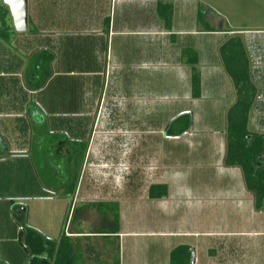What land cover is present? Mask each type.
I'll return each instance as SVG.
<instances>
[{"label": "crops", "instance_id": "crops-1", "mask_svg": "<svg viewBox=\"0 0 264 264\" xmlns=\"http://www.w3.org/2000/svg\"><path fill=\"white\" fill-rule=\"evenodd\" d=\"M159 1L163 0H115L113 3L111 0H27V28L17 31L6 5L0 0V11L3 12L0 15V206H3L0 208L1 242L12 239L10 241L16 243L15 236L19 229L8 217L9 206L6 203L14 211V208H19V213L26 212V220L30 224L27 218L28 207L25 203L23 207L15 203L19 199L32 200L31 205H27L30 207L33 202L36 204L33 208L41 213L42 222H47L46 225L43 224L46 233L51 228L52 222L49 221H53L55 216H63L68 200L71 204L74 203V215L70 221L72 229L69 232H65V228L63 230L73 239L79 238L81 250V237L97 235L88 231L89 207L93 208L88 203L110 199L117 201L118 231L113 234H98L104 236L106 242L115 241L120 264H139V255L134 250L139 243L136 242L139 237L148 236L150 233L153 236L154 233H160L164 237H182L186 236L185 233L193 232L173 228L155 229L152 225L144 229L139 226L134 228L129 222L128 214L134 206L130 202L132 198L129 194L137 200L159 199L163 202L171 195V186L168 181L162 180L161 176L164 175L155 167L154 160L152 174L155 176L145 186L142 198L134 191L129 193L125 185L121 187L119 197L94 199L92 195L95 187L82 182V166L72 194L65 193L70 175L67 168L56 191L46 193L36 180L39 176L36 168H33V152L40 149L42 157L47 155L42 150L47 149L43 143L49 135L57 145L50 149L58 150V155L64 159L66 167L76 165L74 157L78 146L74 141H87L88 145L91 131L96 127V104L114 91L123 98L128 94L136 101L148 100L149 97L155 98L157 102L161 97L168 99L171 104L167 109V118H172L189 111L187 103L192 99L206 97L207 93L212 92L214 84L225 82L227 74L215 51L217 41L214 42L211 52L209 46L204 52L205 40L208 39L197 38V41H192L187 38L192 34L208 35L218 30L213 27L212 30H206L204 27L177 25L173 10L168 29L157 10ZM6 20L9 25H6ZM244 41L249 53L250 78L255 87V96L248 114V128L252 132L264 134V125L259 123V118L264 120V36L253 39L249 36ZM183 47L193 48L197 53L196 66L200 83L197 97L192 96V69L191 64L183 60ZM146 69H164L167 72L165 84L169 86L168 90L164 93L151 92L144 97L145 93L138 85L145 82L142 71ZM157 76V80L161 81V76ZM120 84L126 85V93L117 88ZM184 135H192V132L187 129L180 135L167 137L181 138ZM218 144L217 158L230 170L231 180L235 181L232 191L242 198L241 205L253 207V196L244 186L240 168L223 164L225 130L221 131ZM40 145L41 148H38ZM87 148L82 165L86 160ZM159 162L156 160L157 165ZM162 182L168 186L167 195L148 197V185ZM26 227L30 228L29 232L36 231L32 230L31 225ZM80 230L83 232H77ZM44 235L51 240H58L59 237L51 233ZM19 237L17 241L21 243ZM128 238H132L130 242L133 252L129 250ZM169 244L166 252L174 247L172 242ZM179 244L190 245L184 242ZM13 245L15 246H4V255L10 258L20 257L23 262L24 250L18 244ZM44 248V252L38 255L51 257L54 249L47 244H44ZM232 249L228 248V252L231 253ZM89 252L95 255L98 253L94 248ZM84 253L82 250V264L101 262L97 259H92L95 261L93 263L86 262ZM192 253L194 259L190 264H201L196 252ZM221 260L222 257L218 259V264H222ZM141 264L169 263L165 256L160 263L152 261Z\"/></svg>", "mask_w": 264, "mask_h": 264}, {"label": "rangeland", "instance_id": "rangeland-1", "mask_svg": "<svg viewBox=\"0 0 264 264\" xmlns=\"http://www.w3.org/2000/svg\"><path fill=\"white\" fill-rule=\"evenodd\" d=\"M162 2L170 4V20L173 10L177 25L202 28L208 24L218 30L208 35L192 34L187 37L192 41H197V38L208 39L205 40L204 52L208 46L211 52L214 42L217 41L215 51L219 56L218 45L230 33H238L244 45V39L249 36L252 39L264 36V0ZM198 11L199 20L196 19ZM6 25H9L7 20ZM245 49L249 59L246 45ZM155 70L142 71L145 82L138 85V88L145 93L144 97L151 92L164 93L168 90L169 86L165 84L167 72L164 69ZM157 75L161 76V81L157 80ZM225 78V82L221 81L222 84H214L213 89L210 86L209 90L212 89V92L207 93L206 97L192 99L187 103L190 119L188 129L192 135H184L181 138H168L163 132L171 119L167 118L169 111L167 109L171 104L168 99L161 97L157 102L155 98L149 97L148 100L136 101L128 94L123 98L114 91L96 104V127L91 131L86 160L82 165L84 170L82 182L95 187L92 197L94 199L119 197L121 187L126 185L129 193L134 191L142 198L145 186L155 176L152 174L154 160L155 167L164 175L161 176L162 180L168 181L171 186V195L163 202L159 199L137 200L129 194L132 198L130 202L132 206L134 205L128 214L129 222L134 228L139 226L144 229L152 225L155 229L193 231L185 233L186 236L182 237H164L160 233H154L153 236L150 233L148 236L137 238L136 242L139 243L134 250L136 255H139V264L162 262L165 256L168 257L169 250L166 252V249L171 242L174 246L180 242L189 243L191 251L196 252L201 259V264H218L221 257L224 261H220L222 264H264V210L241 205L242 198L232 191L235 181L231 180L230 170L217 158L218 140L226 126V112L235 99L232 80L227 75ZM117 88L123 93L127 87L120 84ZM259 123L261 126L264 125L263 118H259ZM43 144L47 149H43L42 153L47 155L42 157L40 149L35 150L33 168H36L38 173L39 177L36 180L40 183L41 189L51 193L56 191L57 185L62 182L66 165L64 159L58 155V150L50 149L57 146L51 135L44 139ZM44 150L46 152H43ZM63 154L66 156L64 152ZM156 160L160 161L158 165ZM15 203L20 207L25 203L28 207L27 218L30 224L27 223L26 212L19 213V208H14L16 209L14 211L6 203L9 206L8 217L19 226L17 233L21 230V234L19 237L16 233V243H12L10 241L12 239L0 241V264H28L32 255L44 252L42 242V238L46 237L44 233L57 236L64 228L65 232L72 229L70 221L74 215V203L71 204L70 200L63 216H55L53 221H49L52 224L47 233L43 228V224L46 225L47 222H42L41 213L33 208L36 204L33 202L34 205L27 206L31 205L32 200L19 199ZM88 206L93 207H89L88 231L97 235L81 237V247L85 252L83 258L86 262L92 263L94 261L92 259L111 261L115 252V241L106 242L104 236L94 232L103 221L98 209L93 205ZM27 225H31L32 230L36 231L29 232L26 230ZM18 237L21 238V243L17 241ZM131 239L128 238L129 250L133 252ZM13 244L20 245L24 250L23 262L20 257L10 258L4 255V246L13 247L15 246ZM87 246L94 248L98 253L95 255L89 252ZM228 248H233L231 253L228 252ZM235 259L237 260L232 261Z\"/></svg>", "mask_w": 264, "mask_h": 264}, {"label": "trees", "instance_id": "trees-1", "mask_svg": "<svg viewBox=\"0 0 264 264\" xmlns=\"http://www.w3.org/2000/svg\"><path fill=\"white\" fill-rule=\"evenodd\" d=\"M157 10L166 28H170V4L159 1ZM199 10V9H198ZM0 15L3 12L0 11ZM197 19H200L198 11ZM206 30H212L208 24ZM218 53L225 73L231 78L235 92V99L226 112L225 126V152L223 164L225 166H238L241 170L245 188L252 194L256 208L264 210V134L252 132L248 128V114L255 96V87L249 73V59L245 45L238 33L230 34L218 45ZM183 60L191 64V88L192 96L197 97L200 91L199 72L196 67L197 53L193 48L181 49ZM190 125L187 112L176 115L167 128L165 135L176 136L184 133ZM77 145L75 151L76 165L67 166L70 175L66 184V194H72L78 182L79 172L83 157L87 148V141H74ZM167 185L164 183H151L147 188L150 198L161 197L167 194ZM95 206L100 212L103 223L95 232L101 234H113L119 229L118 202L115 200H97L88 203ZM105 224V225H103ZM26 230H30L29 228ZM83 232V231H77ZM21 230L19 231V234ZM78 237L74 239L61 231L58 240L42 238L43 243L54 249L51 257H39L32 255L28 264H82V250ZM90 251L93 248H89ZM191 248L187 244H178L170 249L168 255L169 264H190ZM98 264H120L119 251L116 247L111 261H101Z\"/></svg>", "mask_w": 264, "mask_h": 264}, {"label": "water", "instance_id": "water-1", "mask_svg": "<svg viewBox=\"0 0 264 264\" xmlns=\"http://www.w3.org/2000/svg\"><path fill=\"white\" fill-rule=\"evenodd\" d=\"M6 5L11 17L15 30L24 31L27 28V0H2ZM173 116L172 118H174ZM169 119L165 126L167 128L168 124L172 120ZM165 129L163 132H165ZM194 255L191 253V261H193Z\"/></svg>", "mask_w": 264, "mask_h": 264}, {"label": "built area", "instance_id": "built-area-1", "mask_svg": "<svg viewBox=\"0 0 264 264\" xmlns=\"http://www.w3.org/2000/svg\"><path fill=\"white\" fill-rule=\"evenodd\" d=\"M115 0H111V2L113 3Z\"/></svg>", "mask_w": 264, "mask_h": 264}]
</instances>
